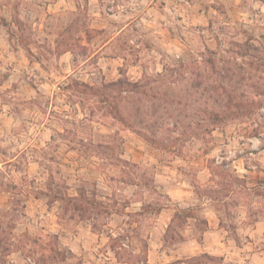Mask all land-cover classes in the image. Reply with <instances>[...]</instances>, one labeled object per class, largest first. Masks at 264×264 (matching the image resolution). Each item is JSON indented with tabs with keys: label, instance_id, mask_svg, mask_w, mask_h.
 Returning a JSON list of instances; mask_svg holds the SVG:
<instances>
[{
	"label": "rangeland",
	"instance_id": "374dc122",
	"mask_svg": "<svg viewBox=\"0 0 264 264\" xmlns=\"http://www.w3.org/2000/svg\"><path fill=\"white\" fill-rule=\"evenodd\" d=\"M262 108L264 0H0V264H264Z\"/></svg>",
	"mask_w": 264,
	"mask_h": 264
},
{
	"label": "crops",
	"instance_id": "0c3cea01",
	"mask_svg": "<svg viewBox=\"0 0 264 264\" xmlns=\"http://www.w3.org/2000/svg\"><path fill=\"white\" fill-rule=\"evenodd\" d=\"M129 23L125 24L123 27H121L117 33L112 36L110 39H108L102 46H100V48H98L94 53H92L91 55L88 56V58L86 59L89 60L90 58H92L93 56L97 57V64L100 66L101 70L103 71V73L106 75L107 78H112L113 75L115 74V72L119 69V65L121 64V61H127V59L125 57H122L120 55L116 56V54L114 55H108L107 51L109 49H111V46L113 45V43L115 42V40H117V36L121 33H123L127 27H128ZM70 55H73L71 51H67L63 54V57H65L64 59L69 60ZM85 61V62H86ZM123 65V64H122ZM129 65V64H128ZM132 68H134L135 66H131ZM112 74V75H111ZM164 209L162 210L161 214L164 213ZM172 217V216H171ZM171 219V218H170ZM165 225H167L166 220H164ZM258 227H264V221H259L258 223ZM211 222H210V226H211ZM84 227H82V225L80 224L79 226L76 225V228H74L73 230H69L70 232V241L69 242H75L78 240H80L83 235H84ZM212 232V231H209ZM93 234L97 235V237L99 236V238L101 239V236L104 234H100L98 235L97 233ZM109 235H107L108 237ZM110 237V236H109ZM108 237V238H109ZM103 242H101L102 244L107 243V240H102ZM99 241V244H101Z\"/></svg>",
	"mask_w": 264,
	"mask_h": 264
},
{
	"label": "built area",
	"instance_id": "2783aa9c",
	"mask_svg": "<svg viewBox=\"0 0 264 264\" xmlns=\"http://www.w3.org/2000/svg\"><path fill=\"white\" fill-rule=\"evenodd\" d=\"M264 111V108H262ZM262 143V138L261 136H252L248 137L245 142H243L242 146L239 147L237 150H227L226 153L228 154L227 156H217V162H221L220 158L222 160L226 159L229 162L235 163L238 160L242 158V155L244 153H250L253 154L255 150L260 148V144ZM237 167V166H235Z\"/></svg>",
	"mask_w": 264,
	"mask_h": 264
},
{
	"label": "trees",
	"instance_id": "16d2710c",
	"mask_svg": "<svg viewBox=\"0 0 264 264\" xmlns=\"http://www.w3.org/2000/svg\"><path fill=\"white\" fill-rule=\"evenodd\" d=\"M117 82H112L113 85H116Z\"/></svg>",
	"mask_w": 264,
	"mask_h": 264
}]
</instances>
